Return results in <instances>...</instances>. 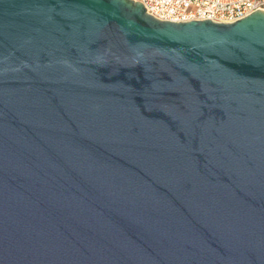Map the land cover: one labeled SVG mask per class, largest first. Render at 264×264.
Returning a JSON list of instances; mask_svg holds the SVG:
<instances>
[{"label":"water","instance_id":"obj_1","mask_svg":"<svg viewBox=\"0 0 264 264\" xmlns=\"http://www.w3.org/2000/svg\"><path fill=\"white\" fill-rule=\"evenodd\" d=\"M0 0V264H264V11Z\"/></svg>","mask_w":264,"mask_h":264},{"label":"built area","instance_id":"obj_2","mask_svg":"<svg viewBox=\"0 0 264 264\" xmlns=\"http://www.w3.org/2000/svg\"><path fill=\"white\" fill-rule=\"evenodd\" d=\"M143 5L157 20L190 22L210 20L233 23L257 10L264 11V0H132Z\"/></svg>","mask_w":264,"mask_h":264}]
</instances>
